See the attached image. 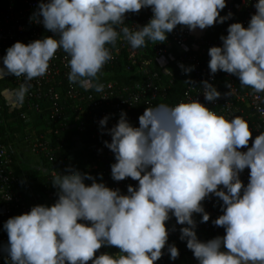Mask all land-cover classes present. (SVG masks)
<instances>
[{"label": "clouds", "instance_id": "9594fccd", "mask_svg": "<svg viewBox=\"0 0 264 264\" xmlns=\"http://www.w3.org/2000/svg\"><path fill=\"white\" fill-rule=\"evenodd\" d=\"M226 6L227 0H42L34 15L54 35L9 47L0 80L24 78L15 90L17 105H22L29 82L46 75L50 60L63 50L70 57L69 82L100 93L104 85L94 80L113 58L106 45L114 47L121 34L133 49L147 41L163 43L178 25L204 30L231 19V12L221 15ZM149 7L153 15L146 25L116 30L124 25L126 13ZM254 7L247 27L230 24L227 35L220 37L222 46L209 48L208 67L213 76L218 71L235 75L241 86L261 93L264 0ZM180 68L188 74L195 66ZM201 86L210 103L222 95L207 80ZM226 87L230 91L223 95H232V85ZM108 120L105 116L99 121L102 129ZM106 131L111 142L104 143L116 161L112 179L131 178L138 185L121 194L88 173L66 169L52 181L58 196L52 206H33L4 223L5 264H154L164 254L171 217L186 225L180 239L198 264H264V132L248 147L252 130L246 120L226 119L198 100L147 107L138 127L121 111L118 123ZM246 168L250 174L245 185L240 174ZM210 195L223 202V214L213 224L223 227L225 235L205 242L198 239L194 214H202L201 223L209 221L202 201ZM102 246H115L122 254L96 256ZM167 252L173 261L180 255L174 244H167Z\"/></svg>", "mask_w": 264, "mask_h": 264}, {"label": "built area", "instance_id": "2783aa9c", "mask_svg": "<svg viewBox=\"0 0 264 264\" xmlns=\"http://www.w3.org/2000/svg\"><path fill=\"white\" fill-rule=\"evenodd\" d=\"M41 2L42 0H0V67H4L6 50L17 41L28 44L54 35L37 22L34 15ZM43 2L47 3V0ZM256 2L257 0H227L225 15L231 12L233 16L227 20L223 36L227 35V28L232 23L241 22L247 27L251 16L256 12ZM152 15L150 7L143 8L138 13H126L124 25L116 26V30L119 32L121 27L126 26L135 31L137 25H146ZM106 46L110 48L113 58L104 65L94 80V83L104 85V91L100 93L94 89L86 91L78 83L69 82L70 57L63 50H58L50 60L46 75L29 82L31 87L22 105H17L15 90L24 83V78L9 76L0 80V210L3 211L0 213V264H5L7 258L8 235L4 230V223L13 216L29 212L33 207L26 195L28 175L20 169L21 155L31 156L46 168L42 191L46 206H52L58 199L57 189L52 185L54 177L66 174L65 170L68 168H83L96 182H103L112 189H119L121 194H127L128 186L135 188L138 181L125 178L117 182L112 179L111 165L116 161L114 153L104 143L111 142L106 129L118 123L121 111L126 112L129 122L138 127L139 116L147 107H154L169 96L170 87L178 76H191L194 83L187 87L179 102L172 106L198 100L226 119L242 117L252 130L248 147L252 146L258 133L264 130V92L241 91L235 75L223 71H218L214 76L210 74L208 50L212 46H222L221 39L196 38L192 30L178 25L163 43L147 41L146 46L133 49L121 34L114 47ZM173 49L177 50L178 55L175 60L177 74L166 80L165 70H158L156 64L172 55ZM181 64L186 67L195 66V69L184 74ZM118 66H122L126 78L118 76ZM205 80L222 93L217 101L210 103L204 99L201 82ZM227 84L232 85L233 94L230 96L223 95L230 91ZM105 116L109 120L106 129H102L99 121ZM74 130L86 135L93 143L88 148L89 156L86 158L76 157L74 150L70 148L69 138L66 136H71L69 132ZM86 149L87 146L82 148ZM240 150L246 151L247 148ZM94 172L97 173L95 176L92 174ZM249 174L250 169L247 168L240 174L245 185L249 181ZM91 183V180H85L86 185ZM222 204L214 195L202 201L210 219L201 223L202 214H194L198 239L210 240L225 235L223 227L213 224L223 214ZM185 226L177 224L175 217L166 222L169 229L167 244H174L180 255L176 260H171L166 244L165 249H162L164 254L154 264H188L186 241L180 239V229ZM102 253L122 254L115 246H102L95 255ZM88 264L92 262L89 261Z\"/></svg>", "mask_w": 264, "mask_h": 264}, {"label": "trees", "instance_id": "16d2710c", "mask_svg": "<svg viewBox=\"0 0 264 264\" xmlns=\"http://www.w3.org/2000/svg\"><path fill=\"white\" fill-rule=\"evenodd\" d=\"M225 13H226V8L221 11V15H225ZM226 26H227V21H225L222 24L221 23H215L213 26H211L207 29L206 34L203 38L209 39V40H220V37L223 35V31L226 28ZM176 51L177 50L173 49L172 55L166 56V58L161 59L156 64V67L158 70L164 69V70H168L169 72H171V75L167 74L165 76L166 80H167V78H170V76L177 74V72L175 71V60L178 57ZM162 65H164V67H162ZM116 73L118 74V76H123V78L127 77L126 74H123L122 66H118L116 68ZM189 79L193 80V78L191 76L186 77V78L178 76L175 79L174 84L170 87L169 96L165 100L161 101V103H159V104H167L169 106H172V105L178 103L179 100L181 99V97L183 96V94L185 93L187 87L190 85L189 83L185 82V81H188ZM237 86L241 91L253 90L251 87L241 86L238 77H237ZM13 116L15 118V114H13ZM13 116H12V118H13ZM261 132H264V130H262ZM261 132H259L258 135ZM69 134H71V136H66V137L69 138L68 142H69L70 148L72 150H74L76 157H83V158L88 157L89 156L88 148H90L93 145V143H91L90 139L86 135L80 134L77 130L70 131ZM86 146H87L86 151L82 150V148L86 147ZM82 166L83 165H81V167ZM78 171H80L81 173H85L83 168H79ZM92 174L95 176L97 173L94 172ZM29 175L35 176L36 173L32 169V171L28 174V177H30ZM44 179H45V177L43 179H41L38 183L39 187L42 191H43ZM191 253H192V251L190 249L186 248V258Z\"/></svg>", "mask_w": 264, "mask_h": 264}, {"label": "rangeland", "instance_id": "374dc122", "mask_svg": "<svg viewBox=\"0 0 264 264\" xmlns=\"http://www.w3.org/2000/svg\"><path fill=\"white\" fill-rule=\"evenodd\" d=\"M21 168L22 171L26 172L27 175L32 171V169L36 173V177L33 175H29L30 177H28L26 183V195L28 201L32 206L45 205V202L43 201V192L38 184L39 181L43 179L45 177L44 175H46L47 173L45 172V166L31 156L21 155L20 169Z\"/></svg>", "mask_w": 264, "mask_h": 264}, {"label": "crops", "instance_id": "0c3cea01", "mask_svg": "<svg viewBox=\"0 0 264 264\" xmlns=\"http://www.w3.org/2000/svg\"><path fill=\"white\" fill-rule=\"evenodd\" d=\"M208 28H206L204 30H201L199 28H197L196 30H192L193 35L196 38H203L205 36L206 31H207ZM200 240L201 241H205V242L208 241V240H205V239L204 240L200 239ZM186 261L188 262V264H198V260L194 257L193 252L190 255L187 256Z\"/></svg>", "mask_w": 264, "mask_h": 264}, {"label": "water", "instance_id": "95a60500", "mask_svg": "<svg viewBox=\"0 0 264 264\" xmlns=\"http://www.w3.org/2000/svg\"><path fill=\"white\" fill-rule=\"evenodd\" d=\"M0 213H3V211H2V210H0Z\"/></svg>", "mask_w": 264, "mask_h": 264}]
</instances>
